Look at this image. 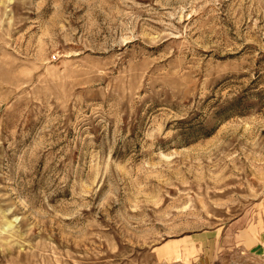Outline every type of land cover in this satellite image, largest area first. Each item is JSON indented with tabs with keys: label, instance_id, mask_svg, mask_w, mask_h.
<instances>
[{
	"label": "rangeland",
	"instance_id": "374dc122",
	"mask_svg": "<svg viewBox=\"0 0 264 264\" xmlns=\"http://www.w3.org/2000/svg\"><path fill=\"white\" fill-rule=\"evenodd\" d=\"M0 264H264V0H0Z\"/></svg>",
	"mask_w": 264,
	"mask_h": 264
}]
</instances>
